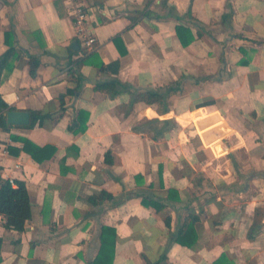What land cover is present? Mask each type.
Segmentation results:
<instances>
[{
  "label": "crops",
  "instance_id": "obj_1",
  "mask_svg": "<svg viewBox=\"0 0 264 264\" xmlns=\"http://www.w3.org/2000/svg\"><path fill=\"white\" fill-rule=\"evenodd\" d=\"M80 1L92 50L72 49L65 0H0V58L21 52L0 76V96L14 111L48 115L3 130L6 174L25 184L32 216L22 232L0 227V264H215L222 254L264 264L259 231L247 238L258 207L248 186L264 179V0ZM110 81L118 95L95 91ZM178 82L167 113L131 108L137 92ZM201 110L214 122L199 129ZM173 121L195 132L168 130ZM221 124L229 132L210 140ZM239 171L252 172L244 180ZM192 214L200 219L184 237Z\"/></svg>",
  "mask_w": 264,
  "mask_h": 264
},
{
  "label": "trees",
  "instance_id": "obj_2",
  "mask_svg": "<svg viewBox=\"0 0 264 264\" xmlns=\"http://www.w3.org/2000/svg\"><path fill=\"white\" fill-rule=\"evenodd\" d=\"M21 55V52L16 51L15 49H10L7 51L1 58H0V76L3 73L5 69L11 70L13 68V62L14 59H19ZM85 61L81 60L78 62V67L83 65ZM40 65V61L31 58L30 62V74L35 77L37 74V69ZM102 69H105L106 67L104 64H101L100 66ZM120 85V82L118 81H110L106 83H96L94 85L95 91L104 92L110 95V97H115L120 92L118 90V87ZM182 90V82L174 83L170 85L166 89H157V90H146L137 92L132 97L131 101V108L138 104H143L144 106H159L158 113L159 114H165L169 111V100L172 95L180 92ZM64 103L62 104V106ZM63 109V107H62ZM14 111L13 108H10L8 104H6L1 96H0V126L3 130L7 131L10 129L11 126L7 124L6 115L8 112ZM31 123L28 127H34L35 125H41L48 117V115H44L41 112L31 111ZM197 115V114H196ZM88 120V117L85 121H79L77 125V132H84L87 128L86 122ZM148 124H154L156 121H143ZM167 125V122L164 123ZM141 126L134 127V130L140 131ZM32 144L29 141L24 142V151L29 153L34 159H38L35 151L32 149ZM110 153H106V160L108 163H111V160L109 159ZM264 159V154H263ZM18 187L13 188L9 182H5L2 189L0 190V214H2L6 220L7 224L5 227L10 230H16L19 232H22L25 228V224L27 221L31 219L32 212H31V201L29 192L27 191V188L23 182H18ZM90 200L92 197L89 198ZM142 204L145 207H153L156 209V211H162L164 207L159 204L156 200L150 198V197H143ZM198 215H190V219L188 224L186 225L187 229L185 231V236L191 238V232H193V229L195 227V224L199 221ZM263 221H264V210L260 206H258L254 210V216H253V223L248 231L247 238L250 240H253L255 238L256 233L261 230L263 227ZM167 226L169 227L170 222L169 218H166ZM194 240H191L189 242H185L183 240L178 239V243L181 245H193ZM0 245H1V239H0ZM223 261H227V264H232V262H229L226 255L222 254L218 261L215 264H220ZM147 264H162V261H158L156 263H147Z\"/></svg>",
  "mask_w": 264,
  "mask_h": 264
},
{
  "label": "built area",
  "instance_id": "obj_3",
  "mask_svg": "<svg viewBox=\"0 0 264 264\" xmlns=\"http://www.w3.org/2000/svg\"><path fill=\"white\" fill-rule=\"evenodd\" d=\"M70 15L72 16L76 28V37L78 42L86 50H92L96 44V36L93 30L89 27L90 22V10L88 7L80 0H65ZM3 129L0 126V190L2 189L5 182H9L13 188H17L18 184L8 174H6L5 169V159L9 157V145L2 138ZM11 169L19 170L22 169L20 163H15L12 165ZM7 224L6 218L0 214V227Z\"/></svg>",
  "mask_w": 264,
  "mask_h": 264
},
{
  "label": "water",
  "instance_id": "obj_4",
  "mask_svg": "<svg viewBox=\"0 0 264 264\" xmlns=\"http://www.w3.org/2000/svg\"><path fill=\"white\" fill-rule=\"evenodd\" d=\"M72 49L79 50V43L78 41H74L71 45ZM200 115L197 118V125L199 129L206 128L208 125L214 122L211 116H207L204 110L200 111ZM197 116V115H196ZM7 124L9 126H29L31 123V115L29 112H21V111H10L6 115ZM203 119V120H202ZM229 132V129L226 127L225 124H221L216 126L208 131V136L210 140H215L223 134ZM229 144L226 142L223 144L221 149L228 148ZM220 149V150H221Z\"/></svg>",
  "mask_w": 264,
  "mask_h": 264
},
{
  "label": "rangeland",
  "instance_id": "obj_5",
  "mask_svg": "<svg viewBox=\"0 0 264 264\" xmlns=\"http://www.w3.org/2000/svg\"><path fill=\"white\" fill-rule=\"evenodd\" d=\"M161 126H162L161 123L160 124L159 123H154L152 125H148L149 129H155V130L163 129V130H166V128H163V126L162 127ZM145 129L149 130L147 128H145ZM168 130H174L176 132L179 131V130L181 132H185L186 131V133H189L191 135H192V133L195 132L193 126H186V125L182 126V125H179V123H176L174 121L171 122V124L169 125ZM203 157H205V156H203ZM209 157H210L209 154L206 155V158H209ZM242 159H244V158H240L241 161H242ZM237 169H239V168L237 167ZM251 172L252 171H248V172L243 171L242 174H241V172L239 171L238 174L242 175V179L246 180V178L249 177V174ZM258 182L259 183L257 185L252 184V185L248 186V189L250 191H249V194H248L247 197L248 198H252L251 195H254V199L257 201L258 206H260L264 210V179L263 178H259ZM243 198H245V197H243ZM257 236L260 237L259 239L261 240V244L264 247V221H263V227L261 228V230L259 231Z\"/></svg>",
  "mask_w": 264,
  "mask_h": 264
}]
</instances>
